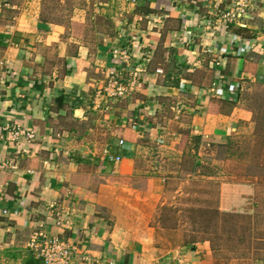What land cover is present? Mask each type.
<instances>
[{
  "label": "crops",
  "instance_id": "obj_1",
  "mask_svg": "<svg viewBox=\"0 0 264 264\" xmlns=\"http://www.w3.org/2000/svg\"><path fill=\"white\" fill-rule=\"evenodd\" d=\"M119 1L127 6L115 36L94 55L65 36L66 27L40 19L41 0H0V60L8 64L0 73L2 259L22 264L35 234L45 232L77 247L76 264H214L210 241L161 244L146 211L152 194L162 208L172 193L154 183L175 177L167 163L181 160L185 129L217 146L255 124L244 92L264 86V0H252L227 33L209 25L221 12L216 4L231 0ZM115 49L132 52L130 62L121 65ZM137 67L130 97L107 112L92 105L109 70L130 77ZM16 126L35 139L12 140L7 127ZM152 140L169 156L157 169Z\"/></svg>",
  "mask_w": 264,
  "mask_h": 264
},
{
  "label": "rangeland",
  "instance_id": "obj_2",
  "mask_svg": "<svg viewBox=\"0 0 264 264\" xmlns=\"http://www.w3.org/2000/svg\"><path fill=\"white\" fill-rule=\"evenodd\" d=\"M39 6L41 20L66 27L65 36L87 46L95 55L97 46L109 37L114 38L116 21L125 14L127 2L41 0ZM109 72L92 96V105L106 112L115 101L130 97L139 84L124 95L110 96ZM128 78L127 74L122 75L125 83ZM244 94L246 104L254 111L255 124L251 129L239 132L228 144L217 146L201 144L185 129L181 134L183 141L176 146L183 153L181 160L167 163L169 171H176L169 172L175 177L157 178L154 183L156 188L165 184L172 193L165 194L167 201L162 208L158 194H152L151 210L146 211V220L151 219L152 223L151 232L155 231L161 244L171 248L210 241L214 264H264V86L253 85ZM177 116L182 115L178 112ZM150 145L152 157L158 160L153 167L169 159L157 140ZM141 159L142 169L148 163ZM146 181L135 178L132 183L145 187ZM0 264L20 263L7 257L0 258Z\"/></svg>",
  "mask_w": 264,
  "mask_h": 264
},
{
  "label": "built area",
  "instance_id": "obj_3",
  "mask_svg": "<svg viewBox=\"0 0 264 264\" xmlns=\"http://www.w3.org/2000/svg\"><path fill=\"white\" fill-rule=\"evenodd\" d=\"M252 0H231L227 7L221 9L219 4H216V8L221 12L218 19L213 24L209 25V28H217L219 31L227 33L230 25L233 23H240L239 21L244 17L245 13L249 9ZM114 54L120 60V64L130 62L131 55L125 49H115ZM216 66H220L221 62L216 60L214 62ZM8 69L7 61L0 60V73ZM142 68H134L130 71V77L127 83L122 80V71L118 69L110 70L108 74L110 89L109 95L118 96L124 95L131 90H135L139 83L140 72ZM158 72H161L159 69ZM113 90V91H111ZM213 91L223 94V90L218 86L213 87ZM10 135L12 140L17 141L21 136H26L28 139H35V133L31 129H24L20 126L13 127L10 129ZM124 140H120V144H123ZM111 160L120 161L121 156L118 154L109 153ZM8 213L7 210L4 211ZM32 250L36 253L37 257L43 260L44 264H76V253L77 247L70 243L67 239L57 235H49L45 232H38L33 237L29 245Z\"/></svg>",
  "mask_w": 264,
  "mask_h": 264
},
{
  "label": "trees",
  "instance_id": "obj_4",
  "mask_svg": "<svg viewBox=\"0 0 264 264\" xmlns=\"http://www.w3.org/2000/svg\"><path fill=\"white\" fill-rule=\"evenodd\" d=\"M22 264H44L43 260L35 255V253L30 249L26 257L24 258Z\"/></svg>",
  "mask_w": 264,
  "mask_h": 264
}]
</instances>
